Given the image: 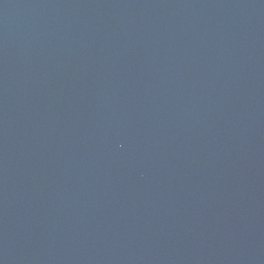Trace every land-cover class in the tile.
<instances>
[{
  "label": "water",
  "instance_id": "obj_1",
  "mask_svg": "<svg viewBox=\"0 0 264 264\" xmlns=\"http://www.w3.org/2000/svg\"><path fill=\"white\" fill-rule=\"evenodd\" d=\"M0 264H264V0H0Z\"/></svg>",
  "mask_w": 264,
  "mask_h": 264
}]
</instances>
